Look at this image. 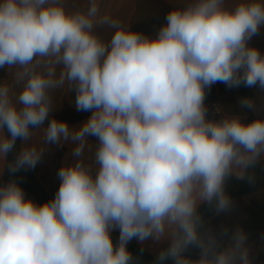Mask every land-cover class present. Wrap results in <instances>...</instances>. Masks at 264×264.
<instances>
[{"label":"clouds","instance_id":"9594fccd","mask_svg":"<svg viewBox=\"0 0 264 264\" xmlns=\"http://www.w3.org/2000/svg\"><path fill=\"white\" fill-rule=\"evenodd\" d=\"M262 26L264 0H187L155 37L101 14L99 0H0V174L35 168L45 143L75 142L80 158L88 136L99 141L95 174L82 159L62 166L42 205L15 180L0 184V264H133V239L169 241L157 264H251L246 234L224 244L198 209L228 212L227 179L253 182L264 161V119H208L205 105L216 83L264 91V54L248 43ZM71 90L89 118L41 128L54 96Z\"/></svg>","mask_w":264,"mask_h":264},{"label":"crops","instance_id":"0c3cea01","mask_svg":"<svg viewBox=\"0 0 264 264\" xmlns=\"http://www.w3.org/2000/svg\"><path fill=\"white\" fill-rule=\"evenodd\" d=\"M187 0H99L101 14L110 15L112 18L119 19L125 24H129L131 30L142 32L150 37H155L161 26L166 23V15L174 7L183 6ZM237 0H226L228 6H232ZM77 5H86L87 0H75ZM102 36L107 38L111 30L100 28L97 30ZM249 46L258 48L264 54V26L259 33L249 42ZM0 73V83L9 78V71L5 68ZM255 107L252 114L256 118L264 119V91L258 86L250 87ZM217 100H220L224 109V114H241L244 122H249V116L246 114V108L240 106L242 99L237 87L228 88L223 83L214 84ZM75 91L58 92L54 96L52 112L41 128H46L49 121L55 118L65 121L70 129H78L91 115V112L77 111L75 108ZM207 104V103H206ZM22 141L17 140L16 149L13 151L14 159L19 151ZM99 141L96 137L88 136L87 144L82 157L77 158L72 155V150L76 146L75 142L67 141L62 144H44V153L35 168L20 169L23 175L27 176L30 171L34 174L37 181L47 194L53 199L60 185L58 171L62 166L74 164L77 159H82L89 166L93 175L98 165L95 162L94 155ZM8 160V158H7ZM7 168L0 174V184H2ZM249 174L254 175L253 182L245 179H237L230 176L225 185L227 193L237 189L254 188L264 184V161L249 169ZM26 198L32 199L38 205H42L40 199L34 194L24 191ZM233 203L228 212L216 214L204 221L205 229H210L213 234L222 239L224 244L230 242L231 234L237 229H241L247 236L246 246L249 249V258L251 264H264V187H260L255 192L232 199ZM202 204L199 209L203 206ZM198 209V210H199ZM227 234H224V230ZM118 231L112 232L113 241H117ZM169 246V241L164 240L156 243L152 240L145 241L143 244L133 239L127 245L128 250L133 256V264H142L137 256L145 255L150 257L157 264L158 253ZM200 254L198 247H190L186 255L191 259H197ZM169 260L167 264H171Z\"/></svg>","mask_w":264,"mask_h":264},{"label":"trees","instance_id":"16d2710c","mask_svg":"<svg viewBox=\"0 0 264 264\" xmlns=\"http://www.w3.org/2000/svg\"><path fill=\"white\" fill-rule=\"evenodd\" d=\"M3 72H4V69L0 68V73H3ZM237 89H238V92H239V95L241 96V98L247 97V98L252 100L253 94H252L250 87H246L244 85H241V86L237 87ZM214 100H217V95H216V92L214 89V85H212L210 89H206L205 104L209 103L211 101H214ZM245 112L249 116V122L252 121L253 119H256V117H254V115L252 114L251 109L246 108ZM14 160L15 159L13 156V152L9 153L8 162L12 163V162H14ZM10 180H15L22 187V189L24 191H28V192L34 194L36 197H38L40 199L41 204L52 200V198L47 194V192L42 188L40 183L37 181L34 174L30 171H28L27 176H25L22 174V172L20 170L13 173L7 169V172L5 174V177H4L2 184H6ZM260 187H264V184H262L258 187H254V188L237 189V190L230 192V193H227V194L231 197V199H235V198H238L240 196L255 192L258 189H260ZM198 212L200 213L203 221H206L209 218L216 215L214 208H211L207 204H204L198 210ZM137 258L142 264H152V262H154L150 257H146L145 255L137 256Z\"/></svg>","mask_w":264,"mask_h":264},{"label":"built area","instance_id":"2783aa9c","mask_svg":"<svg viewBox=\"0 0 264 264\" xmlns=\"http://www.w3.org/2000/svg\"><path fill=\"white\" fill-rule=\"evenodd\" d=\"M205 105L208 108V114H207L208 119L219 120L225 115L224 109H223V106L220 100H214Z\"/></svg>","mask_w":264,"mask_h":264},{"label":"water","instance_id":"95a60500","mask_svg":"<svg viewBox=\"0 0 264 264\" xmlns=\"http://www.w3.org/2000/svg\"><path fill=\"white\" fill-rule=\"evenodd\" d=\"M44 125V124H43Z\"/></svg>","mask_w":264,"mask_h":264}]
</instances>
